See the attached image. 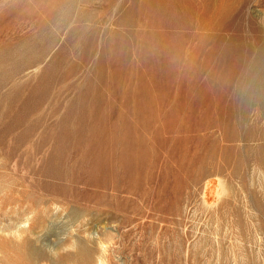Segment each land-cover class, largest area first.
Listing matches in <instances>:
<instances>
[{"label": "rangeland", "instance_id": "1", "mask_svg": "<svg viewBox=\"0 0 264 264\" xmlns=\"http://www.w3.org/2000/svg\"><path fill=\"white\" fill-rule=\"evenodd\" d=\"M0 264H264V0H0Z\"/></svg>", "mask_w": 264, "mask_h": 264}, {"label": "bare ground", "instance_id": "2", "mask_svg": "<svg viewBox=\"0 0 264 264\" xmlns=\"http://www.w3.org/2000/svg\"><path fill=\"white\" fill-rule=\"evenodd\" d=\"M0 260H2V259H0Z\"/></svg>", "mask_w": 264, "mask_h": 264}]
</instances>
